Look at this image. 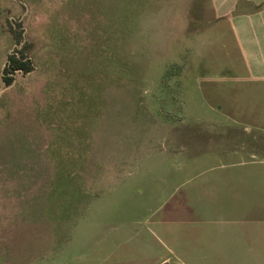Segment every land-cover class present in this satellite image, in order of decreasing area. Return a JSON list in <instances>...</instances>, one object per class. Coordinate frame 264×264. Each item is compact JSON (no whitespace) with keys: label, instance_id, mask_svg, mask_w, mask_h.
I'll return each instance as SVG.
<instances>
[{"label":"rangeland","instance_id":"1","mask_svg":"<svg viewBox=\"0 0 264 264\" xmlns=\"http://www.w3.org/2000/svg\"><path fill=\"white\" fill-rule=\"evenodd\" d=\"M17 22L35 68L5 86ZM235 173L264 194V84L210 0H0V264H244L204 259L191 211Z\"/></svg>","mask_w":264,"mask_h":264},{"label":"crops","instance_id":"2","mask_svg":"<svg viewBox=\"0 0 264 264\" xmlns=\"http://www.w3.org/2000/svg\"><path fill=\"white\" fill-rule=\"evenodd\" d=\"M210 2L216 17L221 21H227L229 30L235 36L246 79L264 84V0H210ZM106 111L104 110L103 114H107ZM34 157L37 162L43 159L37 154ZM60 161L64 162L62 157ZM30 167L34 176L25 179L19 199L22 203L20 209L32 213L30 215L27 213L23 220L28 216L36 219L34 210L39 209L41 205L33 201H37L42 191L52 184L50 179L39 175L52 174L53 171L38 169L37 164H31ZM61 171L66 173L62 166ZM21 172L22 170H19L15 173V181L19 182ZM221 179L205 184L199 193L200 198L191 208L193 212L205 213L204 227H201L199 232L203 240V257L228 262L232 259H248L244 264H251L250 258L253 256L257 259L261 258V255L264 257V245L262 250L252 245L256 240H262L264 243V202L256 203V195L264 198V194L254 187L253 181H249L254 179L253 175L246 177L241 173L224 174ZM21 195L24 196V201ZM45 200L42 204L43 211L46 207ZM251 212H260V219L248 221L247 217ZM232 215L236 217L231 218ZM43 220L44 216L40 215L35 221Z\"/></svg>","mask_w":264,"mask_h":264},{"label":"trees","instance_id":"3","mask_svg":"<svg viewBox=\"0 0 264 264\" xmlns=\"http://www.w3.org/2000/svg\"><path fill=\"white\" fill-rule=\"evenodd\" d=\"M11 31L14 34L17 44L20 45L16 49L9 53L8 62L3 71L2 79L5 86L11 85L15 80L16 72L22 71L28 73L34 70V63L30 55L28 54V46L26 42H23L22 34L24 28L21 22L17 24L10 23Z\"/></svg>","mask_w":264,"mask_h":264}]
</instances>
